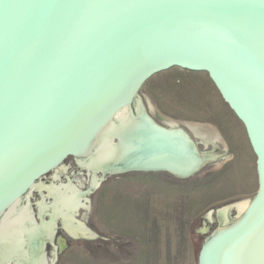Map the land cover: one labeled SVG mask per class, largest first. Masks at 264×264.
<instances>
[{"label": "water", "instance_id": "95a60500", "mask_svg": "<svg viewBox=\"0 0 264 264\" xmlns=\"http://www.w3.org/2000/svg\"><path fill=\"white\" fill-rule=\"evenodd\" d=\"M171 68L208 75L256 157V195L216 210L219 226L204 238L197 264H264V0H0V217L68 157L89 176L78 190L84 206L109 176L185 179L215 160L179 125H158L137 96ZM124 108L131 127L107 134ZM103 137L116 158L89 169ZM34 191L53 202L46 188ZM35 206L31 219L42 224L48 211L39 217ZM77 212L71 223L85 234L72 236L57 217L51 237L37 238L33 249L45 262L46 244L66 246L58 227L76 240L97 237Z\"/></svg>", "mask_w": 264, "mask_h": 264}, {"label": "rangeland", "instance_id": "374dc122", "mask_svg": "<svg viewBox=\"0 0 264 264\" xmlns=\"http://www.w3.org/2000/svg\"><path fill=\"white\" fill-rule=\"evenodd\" d=\"M137 96L158 125L175 123L195 142L202 141L191 125L212 128L215 137L209 144L198 145V150L225 151L227 159L215 158L186 180L167 173L107 177L87 195L88 204L76 214L98 238L76 240L58 227L57 236L64 238L66 246L61 245L55 264H197L208 236V232L200 234L204 220L210 216L216 228L211 214L215 208L232 200L252 199L257 193L256 157L244 126L205 72L171 68L149 78ZM60 167L66 170L59 168V182L72 181L78 190H86L89 176L78 169L74 158L68 157ZM52 175L41 181L48 185ZM39 200L32 192V210ZM46 248L50 263L52 247Z\"/></svg>", "mask_w": 264, "mask_h": 264}, {"label": "bare ground", "instance_id": "6f19581e", "mask_svg": "<svg viewBox=\"0 0 264 264\" xmlns=\"http://www.w3.org/2000/svg\"><path fill=\"white\" fill-rule=\"evenodd\" d=\"M134 111L136 115H139V106L135 105ZM114 120V122L110 123L107 134L111 135L114 132L120 133L121 131H126V129L131 127L132 124L131 115L126 108L119 111ZM169 125L173 126L176 124L170 123ZM191 126L190 128L194 135L199 137L205 145L208 141L211 142V139L215 137V134H213L214 131H210L212 128L208 130L199 128L198 126V128ZM115 151L116 150L110 144L109 139L103 137L95 145L91 155L85 162V166L93 170L99 169L116 158ZM213 153L214 152L209 155L213 156ZM226 159L227 158H225V160ZM59 172L60 169L57 168L51 176L52 179L56 180L59 177ZM94 183L96 184L94 179H92L91 184L93 185ZM56 185L46 184L44 186L41 182L34 184L24 198L16 201L1 215L0 264H11L12 262L14 264H46L43 260V255H41V250L36 251L33 249V246L37 238L42 240L43 243L46 239L51 237V223L57 217L61 219L64 228L72 236H78L84 233L78 225H72L71 223L72 213L83 205L80 201L81 198L77 187L70 183ZM42 188L47 189V195L53 197V202L49 204L43 201L37 202V212L39 217L48 211L47 214L49 219L42 224H35L31 219L29 199L34 190L41 191Z\"/></svg>", "mask_w": 264, "mask_h": 264}, {"label": "flooded vegetation", "instance_id": "af4514ba", "mask_svg": "<svg viewBox=\"0 0 264 264\" xmlns=\"http://www.w3.org/2000/svg\"><path fill=\"white\" fill-rule=\"evenodd\" d=\"M181 128V127H180ZM183 129V128H182ZM186 131V130H185ZM199 143V145H203L202 144V142L200 143V142H198ZM208 144H209V141H208ZM209 154H212V152H208ZM228 156V154H227V152H225V151H216V152H214L213 153V156L212 157H215V158H226ZM74 161H75V159H74ZM75 163H76V161H75ZM76 165H77V163H76ZM63 170H66L64 167L63 168H61V171H63ZM135 173H138V172H135ZM143 173H166V172H143ZM167 174H169V173H167ZM169 175H171V174H169ZM195 175V174H194ZM193 175V176H194ZM171 176H173V175H171ZM193 176H191V177H189V178H185V179H180V178H177V177H175V176H173L176 180H186V179H190V178H192ZM49 180H51V177L49 178ZM257 190H258V188H257ZM33 192H35V191H33ZM36 193V192H35ZM237 203H241V201H238V200H232V201H230L228 204H225V205H223V206H221V207H224V206H228V205H233V204H237ZM36 204V203H35ZM35 204L33 203L32 205L34 206V210L33 211H36V206H35ZM214 207H216V206H214ZM221 207H218V208H215V210L214 211H212L211 212V214H213L214 215V220H215V223H216V225L217 226H219V220H218V216L216 215V210L217 209H219V208H221ZM233 210V209H232ZM235 211V210H234ZM210 214V215H211ZM204 222H205V225L203 226V229H205V228H207L208 227V237L214 232V231H212L213 230V225H214V223H213V221H211V218H210V216L208 217V220H207V218L204 220ZM58 231V230H57ZM210 231H212V232H210ZM200 234H205V233H203V232H200ZM49 246V247H52L49 243L48 244H46V246ZM57 247H58V245H57ZM54 253H55V255H54ZM60 253H62V249H60V247H58V248H56L55 250H54V248L52 247L51 248V253H50V256L52 257V260H50V263H49V261H48V259L46 258L47 256H48V252H47V248H45V250H44V256H45V258H46V262L48 263V264H55V262L57 261V257L59 256V254ZM198 257V256H197ZM55 258V259H54ZM13 264V263H12Z\"/></svg>", "mask_w": 264, "mask_h": 264}, {"label": "trees", "instance_id": "16d2710c", "mask_svg": "<svg viewBox=\"0 0 264 264\" xmlns=\"http://www.w3.org/2000/svg\"><path fill=\"white\" fill-rule=\"evenodd\" d=\"M195 247V246H194ZM196 249V248H195ZM196 254V253H195ZM198 256V255H197Z\"/></svg>", "mask_w": 264, "mask_h": 264}, {"label": "crops", "instance_id": "0c3cea01", "mask_svg": "<svg viewBox=\"0 0 264 264\" xmlns=\"http://www.w3.org/2000/svg\"><path fill=\"white\" fill-rule=\"evenodd\" d=\"M96 238H98V237H96Z\"/></svg>", "mask_w": 264, "mask_h": 264}]
</instances>
